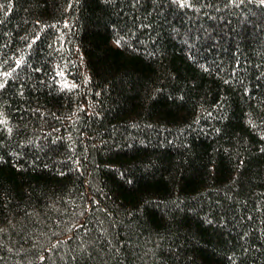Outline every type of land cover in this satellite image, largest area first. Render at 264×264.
Instances as JSON below:
<instances>
[{"label":"trees","instance_id":"obj_1","mask_svg":"<svg viewBox=\"0 0 264 264\" xmlns=\"http://www.w3.org/2000/svg\"><path fill=\"white\" fill-rule=\"evenodd\" d=\"M0 264H264V0H0Z\"/></svg>","mask_w":264,"mask_h":264},{"label":"snow or ice","instance_id":"obj_2","mask_svg":"<svg viewBox=\"0 0 264 264\" xmlns=\"http://www.w3.org/2000/svg\"><path fill=\"white\" fill-rule=\"evenodd\" d=\"M181 2H183V0H181Z\"/></svg>","mask_w":264,"mask_h":264}]
</instances>
